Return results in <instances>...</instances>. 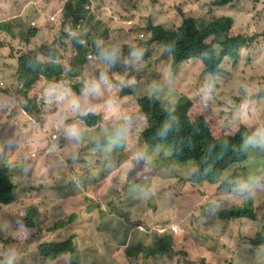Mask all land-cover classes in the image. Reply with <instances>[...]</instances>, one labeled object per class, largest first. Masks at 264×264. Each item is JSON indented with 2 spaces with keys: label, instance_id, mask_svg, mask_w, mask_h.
Wrapping results in <instances>:
<instances>
[{
  "label": "rangeland",
  "instance_id": "1",
  "mask_svg": "<svg viewBox=\"0 0 264 264\" xmlns=\"http://www.w3.org/2000/svg\"><path fill=\"white\" fill-rule=\"evenodd\" d=\"M89 1L91 12H95L94 33L99 44L102 42L98 34L104 26L117 47L130 46L136 39L145 41L149 36L144 29L146 23L168 24L175 8L188 3L200 6L193 15L204 21L229 17L233 23L231 36L255 37L238 56L210 65L208 78L214 81L202 86V92L187 75L171 85L152 83L136 92L139 97L155 96L164 105L188 95L193 98L192 104L197 103L196 96L206 100L210 105L207 120L215 136L232 132L240 125L248 128V159L227 170L232 175L230 182L237 183L229 192L218 188L217 182V186L195 185L188 180L192 162L173 166L167 159L170 151L166 146L136 145L133 132L126 145L133 157L126 164L115 165L109 178L102 181L99 166L107 150L99 147L105 141L112 145L119 128H86L75 115L88 111L89 96L69 99L66 110L59 106L56 123L46 113L40 131L22 114L11 110L10 100L0 99V152L15 134L12 152L3 158L0 155V171L6 172L14 184V202L0 205V264L15 252L17 257L10 264L67 263H45L37 256V245L47 240H31L32 231L41 230L39 214L46 217V226L54 219L71 215L89 231L98 226L90 249L84 253L86 264H93L92 257L106 260L104 264H264V0H230L222 7H214L213 0ZM0 9L1 20L11 18L12 12L17 24L37 31L27 44L15 39L20 44V56L43 59L40 50L55 43L64 47V53L59 47L57 51L68 62L69 40L58 41L63 30L79 24L86 32L80 19L74 22L64 16L59 0H0ZM125 15L127 18L122 20ZM24 36L28 37L27 33ZM104 44L108 49L112 40L107 38ZM3 53H7V47ZM88 60L98 66L93 56ZM6 62L0 60V71ZM43 83L36 87V93L46 100L51 94L47 87H41ZM111 90L113 87H108ZM80 101L84 103L80 105ZM242 104L245 110L240 112ZM44 148L48 154L43 153ZM144 184L147 198L141 199L139 187ZM240 202L250 205L255 219L225 220L216 216L218 206L226 208ZM25 218L33 223L34 230L21 223ZM172 226L176 232L171 234ZM162 233L172 236L171 255L154 259L128 255L131 246H148L154 234Z\"/></svg>",
  "mask_w": 264,
  "mask_h": 264
},
{
  "label": "trees",
  "instance_id": "2",
  "mask_svg": "<svg viewBox=\"0 0 264 264\" xmlns=\"http://www.w3.org/2000/svg\"><path fill=\"white\" fill-rule=\"evenodd\" d=\"M59 1L64 9V16L66 18L69 16L68 19L74 22L80 19L86 29L84 32V29L76 24L69 30H63L64 35L58 41L63 43V39H68L66 53L74 52L69 56L68 62L57 51L59 47L64 53V47L60 44L55 46V43H50L46 49L40 50L43 59L31 55L20 56V44L15 39L27 44L30 38L35 37L36 29L17 24L12 12L9 19L3 21L0 18V60L7 61L3 63L0 71L2 82L0 99L16 103L26 121L37 126V131H40L46 113L51 115L52 121L56 123L55 116L59 106L66 110L71 102L69 99L87 93L90 97L88 111L82 115L80 113L75 115L86 128L98 126L120 128L121 121L117 118V113L106 107L109 101H115L119 113H129L135 117L131 134L134 132L136 145L143 144L150 148L164 145L170 151L167 159L173 166H186L192 162L189 181L195 185L205 183L217 186L218 183V188L225 192L231 191L232 184L237 183L234 180L230 182L232 175H228L227 170L247 161L251 137L248 128L240 125L234 131L217 137L208 124L207 114L210 105L206 100L195 95L197 103L192 104L193 98L188 95L181 97L177 102L164 105L155 96L139 97L136 92L152 83L171 85L172 82L179 81L183 75L192 79L193 86L202 92V86L214 81L208 78L210 65L226 57L238 56L239 51L247 48L255 37L243 34L231 36L229 32L233 23L229 17L221 16L204 21L193 15L200 6L188 3L175 8V12L168 18V24L146 23L144 29L149 36L145 41L134 40L130 46L117 47L110 37V30L104 26L98 34L102 45L95 40L94 30L97 21L93 20L95 12L92 13L90 10L92 2ZM185 1L183 0V3ZM229 1L213 0L212 5L222 7ZM126 18L125 15L122 20ZM34 25L31 24V27ZM24 33H27L28 37H25ZM107 38L112 40V45L108 49L104 44ZM5 47L6 54L3 53ZM137 53L140 57L134 58ZM88 54L95 58L98 68L87 59ZM105 57L111 58V62ZM102 60L105 63L103 65ZM202 64L205 66L203 69L200 67ZM102 73L107 83L100 84L98 92L90 91L89 85L93 80L99 81ZM121 80L124 84L117 88L116 85L120 84ZM129 80L134 83L128 84ZM40 82L50 85L52 103L37 96L36 87ZM109 85L113 86V90H107ZM83 103L80 101L79 104ZM54 136L56 139L57 135ZM127 144L128 138L118 140L112 145L106 141L100 145L99 150H107V157L103 158L99 166L102 181L109 178L115 165L126 164L133 157V154H128ZM45 149L43 153L48 154L49 151L46 150L45 153ZM132 150H135L133 146ZM146 188V184L139 187L141 199L146 197ZM13 190L14 184L9 176L6 172L0 171V205L5 206L14 202ZM156 193L153 197H156ZM214 211L216 216L225 220L255 219V215L250 211V205L246 202L226 208L218 206ZM39 219L41 230H34L29 218L23 219L21 223L26 227H33L31 240L40 242L47 239L40 242L36 248L37 256L42 261L52 263L61 260L67 262L66 264H86L87 257L84 253L90 249L97 235L98 226L89 231L76 223L73 215L54 219L47 226L44 215L39 214ZM163 234H154L152 243L148 246L143 244L131 246L128 255L131 258L142 255L145 259L171 255L172 236ZM14 259L16 257L12 255L10 259L5 260V264H10ZM91 261L93 264L106 263V260L98 261L93 257Z\"/></svg>",
  "mask_w": 264,
  "mask_h": 264
},
{
  "label": "clouds",
  "instance_id": "3",
  "mask_svg": "<svg viewBox=\"0 0 264 264\" xmlns=\"http://www.w3.org/2000/svg\"><path fill=\"white\" fill-rule=\"evenodd\" d=\"M68 54L70 56V55H73L74 52H70ZM138 57H140V55L137 53L134 56V58H138ZM90 58H91V55L88 54L87 55V59H90ZM105 58L109 59V62H111V58H108V57H105ZM102 83H107L106 78H105L103 73L101 74L99 81L98 80H93V82L89 85V90L90 91H94V92H98L100 84H102ZM127 83L128 84H132V83H134V81L129 80V81H127ZM123 84H124V81L121 80L120 84H117L116 87L120 88ZM1 85H2V83H0V86ZM43 86L47 87L49 92H50V85H48L46 83H43L41 87H43ZM108 87H111V85H109ZM108 87H107V90H108ZM50 94H51V92H50ZM87 96H89V93L83 95L82 98H85ZM51 98H52V95H51V97L49 99H46L48 103H52ZM106 107H107L108 110H110L112 112H116L117 113V118L121 121L120 128L118 130V134L115 137L113 142H116L118 140H127L128 136L131 134V131L133 130V121L135 120V117L133 115L129 114V113H119V110L116 107L115 101H109ZM11 110L16 111V114H18V115L19 114L23 115V113L18 110V108L16 106V103H11ZM244 110H245V106L243 104L240 105L239 111L243 112ZM165 127H167V125H165ZM11 135H12V141L9 144H7L6 146H4L2 151L0 152V155H2V158L5 157L6 154H9V153L12 152V143H13V139L15 137V134L14 135L11 134ZM45 153H47V151ZM137 155H139V154H137ZM2 172H4V171H2ZM131 200L133 202H138L135 199H131ZM172 227L169 228L170 232L172 231L171 230ZM13 256L17 257V253L16 252L13 253Z\"/></svg>",
  "mask_w": 264,
  "mask_h": 264
},
{
  "label": "built area",
  "instance_id": "4",
  "mask_svg": "<svg viewBox=\"0 0 264 264\" xmlns=\"http://www.w3.org/2000/svg\"><path fill=\"white\" fill-rule=\"evenodd\" d=\"M171 230H172L173 233H175V232H176V227L173 226V227L171 228Z\"/></svg>",
  "mask_w": 264,
  "mask_h": 264
}]
</instances>
